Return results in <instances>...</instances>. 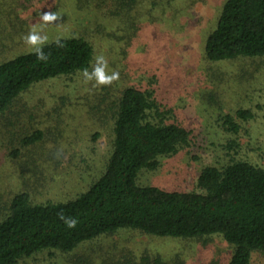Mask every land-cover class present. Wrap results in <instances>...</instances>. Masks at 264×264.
<instances>
[{
    "label": "rangeland",
    "instance_id": "1",
    "mask_svg": "<svg viewBox=\"0 0 264 264\" xmlns=\"http://www.w3.org/2000/svg\"><path fill=\"white\" fill-rule=\"evenodd\" d=\"M224 1L137 0L122 7L117 0H0V62L58 37L80 36L94 48L87 75L36 84L0 116V219L15 193L28 191L35 202L66 200L103 170L110 121L102 108L128 85L152 88L171 118L192 130L189 147L161 158L154 172H141L138 183L196 189L201 169L226 159L222 144L229 134L220 116L239 109L252 113L247 121L236 120L243 156L264 166V59L213 63L203 55ZM46 14L55 18L45 21ZM30 34L38 37L36 44L26 41ZM101 76L110 82L100 83ZM31 128H39L43 139L23 146ZM126 251L167 262L178 255L182 264H227L232 248L216 235L196 241L122 230L69 254L37 253L18 264H72L67 260L79 255L97 264ZM250 264H264V252H252Z\"/></svg>",
    "mask_w": 264,
    "mask_h": 264
},
{
    "label": "trees",
    "instance_id": "2",
    "mask_svg": "<svg viewBox=\"0 0 264 264\" xmlns=\"http://www.w3.org/2000/svg\"><path fill=\"white\" fill-rule=\"evenodd\" d=\"M117 2L130 7L137 0ZM203 55L213 63L264 59V0H225L204 40ZM93 62L94 48L80 36L51 39L1 61L0 116L34 85L89 73ZM102 111L110 121L103 170L66 200L35 202L28 191L15 193L0 219V264H18L37 253L69 254L122 230L196 241L216 235L232 248L227 264H250L252 252H264V166L243 156L236 121L250 119L249 110L220 116L218 122L229 134L222 144L226 159L201 169L196 189L189 191L138 183L141 172H154L161 158L189 147L192 140V130L171 118L152 88L125 86ZM27 112L34 120L36 113ZM31 129L21 139L23 146L43 139L39 128ZM53 153L50 150L44 159ZM16 155L13 149L12 156ZM32 174L36 175L35 166ZM72 218L75 227L66 222ZM67 261L95 263L85 255ZM97 264H182V260L177 255L167 262L146 252L126 251L106 255Z\"/></svg>",
    "mask_w": 264,
    "mask_h": 264
},
{
    "label": "clouds",
    "instance_id": "3",
    "mask_svg": "<svg viewBox=\"0 0 264 264\" xmlns=\"http://www.w3.org/2000/svg\"><path fill=\"white\" fill-rule=\"evenodd\" d=\"M54 18H55L54 16L47 15V14L43 16V19L45 21L51 20V19H54ZM37 40H38V37L35 34H30L29 36L26 37V41L28 43H30V44H36ZM37 54H38L40 59H44L45 58L43 56V54L39 52L38 49H37ZM98 59H102V58H98ZM85 74L87 75L86 71H85ZM112 78H115V76H113ZM99 82L100 83H109L110 79L101 76ZM66 222H67L69 227H75L77 221L74 218H72V219L67 220Z\"/></svg>",
    "mask_w": 264,
    "mask_h": 264
}]
</instances>
